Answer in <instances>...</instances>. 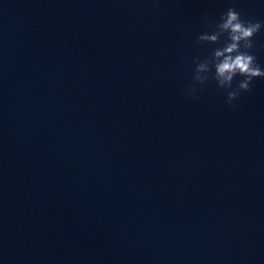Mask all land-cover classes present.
Wrapping results in <instances>:
<instances>
[{
  "label": "clouds",
  "instance_id": "clouds-1",
  "mask_svg": "<svg viewBox=\"0 0 264 264\" xmlns=\"http://www.w3.org/2000/svg\"><path fill=\"white\" fill-rule=\"evenodd\" d=\"M205 27L212 26L211 32L199 34L196 41L200 45H221L211 49V54L194 58L193 81L204 85L212 74L218 88L228 89L226 103L231 106L241 92H250L252 81L264 78V69L257 63L251 50L256 47L254 37L264 28L260 21L245 20L234 8L229 7L216 21L205 17ZM243 77L233 88L236 77ZM196 88L185 89L186 98L197 100Z\"/></svg>",
  "mask_w": 264,
  "mask_h": 264
}]
</instances>
